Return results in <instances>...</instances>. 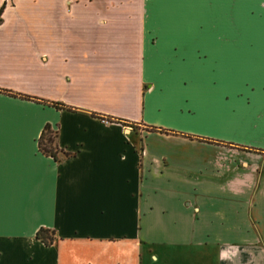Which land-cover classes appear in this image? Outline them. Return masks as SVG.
Wrapping results in <instances>:
<instances>
[{
  "label": "crops",
  "instance_id": "obj_1",
  "mask_svg": "<svg viewBox=\"0 0 264 264\" xmlns=\"http://www.w3.org/2000/svg\"><path fill=\"white\" fill-rule=\"evenodd\" d=\"M2 5L0 264H264V0Z\"/></svg>",
  "mask_w": 264,
  "mask_h": 264
},
{
  "label": "rangeland",
  "instance_id": "obj_2",
  "mask_svg": "<svg viewBox=\"0 0 264 264\" xmlns=\"http://www.w3.org/2000/svg\"><path fill=\"white\" fill-rule=\"evenodd\" d=\"M54 131V130H53ZM188 247L173 245H145L132 251V264H190ZM187 254V255H183Z\"/></svg>",
  "mask_w": 264,
  "mask_h": 264
},
{
  "label": "trees",
  "instance_id": "obj_3",
  "mask_svg": "<svg viewBox=\"0 0 264 264\" xmlns=\"http://www.w3.org/2000/svg\"><path fill=\"white\" fill-rule=\"evenodd\" d=\"M3 7H4V5H2L0 7V15L2 13ZM3 93H5L6 95H9V96H13V97L28 99L27 96H23L20 94H13L9 91H4ZM51 105H53L56 108L62 107V106H59L58 103H54V102L51 103ZM67 109H69V108H67ZM56 136H57V132L51 130L50 126L48 124H46V125H44V127L40 133V136L37 140L38 150L42 154L52 157L54 160L58 159V157H57L58 149H57V146L55 144ZM61 155H62V157H67L68 153L61 151ZM35 236L37 239H39L45 245L51 244L55 238L54 232L51 230L45 229V228H40L36 232Z\"/></svg>",
  "mask_w": 264,
  "mask_h": 264
}]
</instances>
